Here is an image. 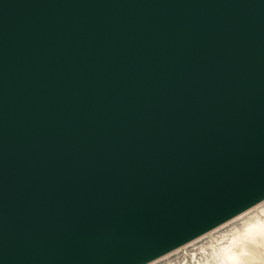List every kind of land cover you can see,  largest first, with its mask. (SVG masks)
Instances as JSON below:
<instances>
[{
  "label": "water",
  "instance_id": "95a60500",
  "mask_svg": "<svg viewBox=\"0 0 264 264\" xmlns=\"http://www.w3.org/2000/svg\"><path fill=\"white\" fill-rule=\"evenodd\" d=\"M264 200V0H0V264H147Z\"/></svg>",
  "mask_w": 264,
  "mask_h": 264
},
{
  "label": "bare ground",
  "instance_id": "6f19581e",
  "mask_svg": "<svg viewBox=\"0 0 264 264\" xmlns=\"http://www.w3.org/2000/svg\"><path fill=\"white\" fill-rule=\"evenodd\" d=\"M251 212H255L252 214L251 219L240 229H236L231 237H229L225 243L220 245L218 251L214 253L220 259L219 264H259L257 258L260 257L262 252H264V200L201 235L200 237L186 243L182 247H179L148 264H152L153 262L164 258L179 249H184L187 245L195 240H199L203 236H210L212 232L229 224L230 222L239 220Z\"/></svg>",
  "mask_w": 264,
  "mask_h": 264
},
{
  "label": "rangeland",
  "instance_id": "374dc122",
  "mask_svg": "<svg viewBox=\"0 0 264 264\" xmlns=\"http://www.w3.org/2000/svg\"><path fill=\"white\" fill-rule=\"evenodd\" d=\"M253 213L255 212L230 222L212 232L210 236H203L187 245L184 249H179L152 264H219L220 259L214 252L218 251L220 245L225 243L236 229H240L249 221Z\"/></svg>",
  "mask_w": 264,
  "mask_h": 264
},
{
  "label": "clouds",
  "instance_id": "9594fccd",
  "mask_svg": "<svg viewBox=\"0 0 264 264\" xmlns=\"http://www.w3.org/2000/svg\"><path fill=\"white\" fill-rule=\"evenodd\" d=\"M259 264H264V252L261 253L260 257L257 258Z\"/></svg>",
  "mask_w": 264,
  "mask_h": 264
}]
</instances>
